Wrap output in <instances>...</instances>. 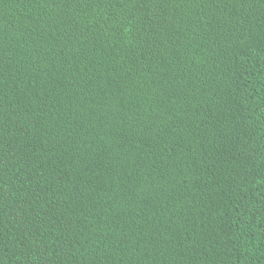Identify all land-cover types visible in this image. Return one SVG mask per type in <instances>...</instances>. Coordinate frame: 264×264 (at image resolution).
I'll return each instance as SVG.
<instances>
[{"label": "trees", "instance_id": "obj_1", "mask_svg": "<svg viewBox=\"0 0 264 264\" xmlns=\"http://www.w3.org/2000/svg\"><path fill=\"white\" fill-rule=\"evenodd\" d=\"M0 264H264V0H0Z\"/></svg>", "mask_w": 264, "mask_h": 264}]
</instances>
